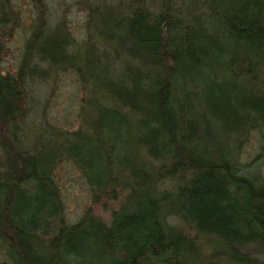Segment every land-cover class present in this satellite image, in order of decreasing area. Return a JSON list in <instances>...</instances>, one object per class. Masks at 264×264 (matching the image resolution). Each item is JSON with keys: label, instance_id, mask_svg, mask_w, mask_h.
<instances>
[{"label": "trees", "instance_id": "obj_1", "mask_svg": "<svg viewBox=\"0 0 264 264\" xmlns=\"http://www.w3.org/2000/svg\"><path fill=\"white\" fill-rule=\"evenodd\" d=\"M19 1L0 0V264H264V184L241 167L264 0H62L53 20ZM61 162L108 220L67 217Z\"/></svg>", "mask_w": 264, "mask_h": 264}, {"label": "rangeland", "instance_id": "obj_2", "mask_svg": "<svg viewBox=\"0 0 264 264\" xmlns=\"http://www.w3.org/2000/svg\"><path fill=\"white\" fill-rule=\"evenodd\" d=\"M62 0H46V3L49 7L51 20L55 19L57 16L59 17L61 14L62 8L59 6V3ZM66 1H72V0H66ZM74 1V0H73ZM68 3V2H67ZM19 4L22 6L25 13H30V5L26 0L19 1ZM73 18L76 19L77 22H81L83 19V14L75 11L73 14ZM31 16L26 15L25 21H23L22 27L15 32L16 34H13L12 37L8 40V46L9 50L6 55V61L5 65L9 69H13L16 64L18 63V60L20 58V54L22 51L23 41L24 38L28 34V22L30 23ZM65 82L67 83L68 91H64L62 97L60 98V101L54 102V107H57V110L60 112L64 107L62 104L65 102H68V96L70 95V83H72V78H65ZM62 84V82H60ZM59 83V85H61ZM62 103V104H61ZM61 111L60 113H62ZM259 147L257 144L251 143L246 146L244 150V162L248 163L252 161L251 169L256 171L257 167L256 164H259L262 169L264 170V158L262 155H259ZM255 167V168H254ZM254 171L252 173L254 174ZM58 174L61 177L62 185L65 188V196L67 200V205L69 206V214L70 219L74 221L77 219L80 214L86 210L87 207L90 205L93 206L94 210L98 214H102L104 219L108 220V216L106 213L103 212L101 207L99 205H92V202L90 201V194L87 193L86 188L81 183L80 179L77 176V173L75 170H73L69 163H60L58 168Z\"/></svg>", "mask_w": 264, "mask_h": 264}, {"label": "bare ground", "instance_id": "obj_3", "mask_svg": "<svg viewBox=\"0 0 264 264\" xmlns=\"http://www.w3.org/2000/svg\"><path fill=\"white\" fill-rule=\"evenodd\" d=\"M52 84L50 85H45V88H50ZM76 84L71 83L70 85V90H77L78 88L76 87ZM249 144L254 143L257 144L259 147V155H262L264 158V130L263 128L260 126V130L259 129H253L250 131L249 134ZM250 164L249 166L246 164L241 163V167L243 168V172L250 176L256 184L260 185V184H264V170L262 169V167L259 164H256V171H254L253 169H251L252 163H248ZM255 168V167H254ZM252 171H254V174L252 173ZM78 178L80 177L77 174ZM67 217L70 218V214H69V209L67 210Z\"/></svg>", "mask_w": 264, "mask_h": 264}]
</instances>
